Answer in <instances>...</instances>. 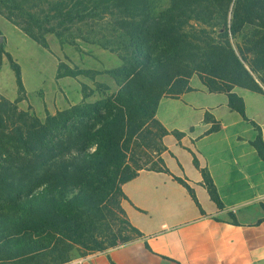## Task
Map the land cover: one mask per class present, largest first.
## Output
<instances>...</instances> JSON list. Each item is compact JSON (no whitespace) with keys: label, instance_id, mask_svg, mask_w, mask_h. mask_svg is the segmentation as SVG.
<instances>
[{"label":"trees","instance_id":"16d2710c","mask_svg":"<svg viewBox=\"0 0 264 264\" xmlns=\"http://www.w3.org/2000/svg\"><path fill=\"white\" fill-rule=\"evenodd\" d=\"M158 1L0 0V14L42 48L46 35L62 38L88 20L105 22L118 41L111 52L122 62L108 71L118 85L114 94L43 122L18 110L17 102L0 99V264H66L74 250L87 255L142 238L121 207L127 200L122 186L141 171L171 174L160 155L149 168L135 159L136 150L142 153L135 141L149 126L167 136L155 118L159 101L191 91L194 74L253 127L256 137L249 144L264 162L261 129L233 92L264 95V0H234L232 18L227 23L222 15L220 30L183 27L203 18L210 0ZM213 1L222 7L223 1ZM250 25H255L251 35H243ZM229 35H242L243 45L234 49ZM7 57L21 101L20 72ZM91 73L64 69L56 78ZM184 135L175 133L177 142ZM191 155L210 201L223 209L207 169ZM171 177L200 208L194 189Z\"/></svg>","mask_w":264,"mask_h":264},{"label":"crops","instance_id":"0c3cea01","mask_svg":"<svg viewBox=\"0 0 264 264\" xmlns=\"http://www.w3.org/2000/svg\"><path fill=\"white\" fill-rule=\"evenodd\" d=\"M234 92L243 100L250 121L258 122L248 116L246 98L258 104V115L264 121V95L248 90L234 89ZM210 95L224 97V102L222 98L219 105L201 108L189 105L190 111L201 112L198 121L178 129L185 135L179 142L166 145L161 157L164 166L168 158L176 162V172L166 168L172 176L182 178L194 189L200 208L177 181L175 191L129 190V184L141 176L158 174L141 171L122 186L127 199L122 202V209L130 224L142 233V238L104 252L71 258L67 264H264V203L261 201L264 162L249 144L255 138L235 132L239 123L246 122L228 108L226 97L210 93L204 96ZM221 108L238 117L233 115L235 123L222 122L217 114ZM206 114L208 120H204ZM214 123L218 129L207 133ZM257 125L262 128L264 142V125L260 122ZM227 129L233 134L231 141L236 143L223 145L222 135ZM174 147H177V155ZM181 151L186 152L189 161L184 160ZM191 153L199 167L207 169L223 209H217L210 201L201 175L193 167ZM189 164L193 170L187 168ZM171 175L167 177L174 182Z\"/></svg>","mask_w":264,"mask_h":264},{"label":"rangeland","instance_id":"374dc122","mask_svg":"<svg viewBox=\"0 0 264 264\" xmlns=\"http://www.w3.org/2000/svg\"><path fill=\"white\" fill-rule=\"evenodd\" d=\"M159 1L163 3L165 0ZM220 1H223L222 7L213 0H210L211 6L208 11L203 13V18L198 21H190L189 25L186 24L183 27L208 26V30H210V27L220 30V25L223 23L221 16L226 15L227 23L232 18L234 0ZM104 23L88 20L76 26L69 34L62 38L46 35V48H42L28 38L19 27L0 14V99L3 98L12 103L17 102L16 106L18 110L27 112L38 121L43 122L47 116H54L56 113L68 110L73 106H87L94 102L105 100L114 94L118 90V85L108 71L117 69L122 62L118 54L111 52L118 41L110 38L109 30L106 29V24ZM254 27L255 25L246 26L243 35L247 34V36H250ZM228 37L234 49L237 46L243 45L242 35L233 38L229 35ZM7 55H9L12 63L18 66L20 72L24 89V97L21 101H18L17 85ZM60 67L63 68L60 70ZM64 69L84 70L92 73L88 76L83 75L75 78H56L58 71L64 72ZM253 77L256 78L255 75ZM188 87L191 91L180 94L176 99L163 97L159 101L155 118L167 131V138L166 136L160 137L158 129L149 126L145 128L135 141L141 147L142 153H138V150H136L134 158L139 159L142 163H148V168L155 167V161L158 155L162 157V154L165 152L162 150L163 148H167L166 145H171L175 141L177 142L175 133H178V129H185L190 123L198 121L201 112L199 110L190 111L189 105L197 108L210 104L219 105L222 103V98L224 102V97L204 96L209 93L211 94V92L208 91L200 78L195 74L191 76ZM234 89H237V91L245 90L240 88ZM246 101L248 116L255 117L258 122L264 125L263 119L259 117L257 112L259 109L258 104L250 102L248 98H246ZM262 105H264V101H262ZM217 114L221 116L223 123L225 122L228 125H231L232 122L235 123L236 118L234 116L236 115L234 113L230 114L221 108L217 111ZM204 120H208V114H206ZM161 122H163L164 126ZM239 124L235 128V132L240 134L239 136L246 138L256 137V132L251 125L246 123ZM216 127L218 125L214 123L211 128L214 129ZM259 127L261 128V126ZM231 134V130L228 129L223 132V145L236 143L231 141L233 135ZM90 151H93V146L90 147ZM173 151L177 155V147H174ZM181 153L185 157L184 160L186 158L188 161L190 160L186 152L181 151ZM127 157L129 158L130 154ZM167 161L166 166L170 171L176 172V162L169 158ZM188 167L190 170H193L190 164ZM167 175L169 174L158 172L154 177L141 176L138 181L129 184V190L175 191L176 183L172 182ZM87 255H82L80 251L74 250L71 258Z\"/></svg>","mask_w":264,"mask_h":264},{"label":"built area","instance_id":"2783aa9c","mask_svg":"<svg viewBox=\"0 0 264 264\" xmlns=\"http://www.w3.org/2000/svg\"><path fill=\"white\" fill-rule=\"evenodd\" d=\"M261 201L264 203V197H263V199Z\"/></svg>","mask_w":264,"mask_h":264}]
</instances>
